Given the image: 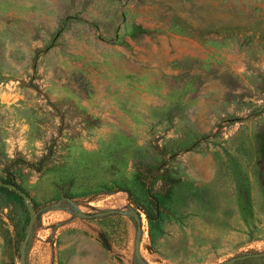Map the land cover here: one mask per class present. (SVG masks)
Masks as SVG:
<instances>
[{
    "label": "rangeland",
    "instance_id": "374dc122",
    "mask_svg": "<svg viewBox=\"0 0 264 264\" xmlns=\"http://www.w3.org/2000/svg\"><path fill=\"white\" fill-rule=\"evenodd\" d=\"M8 180L39 211L26 264L264 253V0H0ZM23 203L0 199V264H22Z\"/></svg>",
    "mask_w": 264,
    "mask_h": 264
},
{
    "label": "water",
    "instance_id": "95a60500",
    "mask_svg": "<svg viewBox=\"0 0 264 264\" xmlns=\"http://www.w3.org/2000/svg\"><path fill=\"white\" fill-rule=\"evenodd\" d=\"M0 186L1 187H4V188H9L11 190H14L17 192V194H19L23 200L27 201V196L25 195V193L23 191H21L19 188H17V186L13 183H9V182H3V181H0ZM27 204V203H26ZM29 210L31 211V215H30V218H29V223H28V228H27V231H26V234H25V240H24V243H23V246L21 247L20 249V254H21V263L22 264H26V248L28 247V244H29V240H30V234H31V231L33 229V225H34V222L37 218V215H39V211L38 213H35L34 212V206L33 205H29L27 204ZM119 211H116V210H106V211H103L102 213H98L96 215H90V214H85V213H80V217L81 218H86V219H89V218H92V217H102V216H105V215H114V214H118ZM123 213V212H121ZM141 215L139 212H136L134 214V221L136 223V228H135V244H134V252L136 255H138L139 253V249H140V246H141V240H142V224H141ZM264 253H259V254H249V255H242V256H233L229 259H227V261L223 262V263H220V264H234L236 262H239V261H243V260H246V259H249V258H256V257H259V256H263Z\"/></svg>",
    "mask_w": 264,
    "mask_h": 264
},
{
    "label": "trees",
    "instance_id": "16d2710c",
    "mask_svg": "<svg viewBox=\"0 0 264 264\" xmlns=\"http://www.w3.org/2000/svg\"><path fill=\"white\" fill-rule=\"evenodd\" d=\"M7 182L13 183L17 186V184L15 183V181L12 180H8ZM18 188V186H17ZM20 189V188H19ZM131 194V193H130ZM133 195L131 194V197ZM0 199L2 200V204H4V206H9V202H16L17 204H22L23 203V198L17 194L16 191L11 190L9 188H4L0 186ZM134 202L136 204L139 205V207L143 210V213L146 215V220L148 221L150 227L152 225V223L156 220V218H158V212H159V205H158V201L156 199H150L148 204H144L140 199L138 198H133Z\"/></svg>",
    "mask_w": 264,
    "mask_h": 264
}]
</instances>
